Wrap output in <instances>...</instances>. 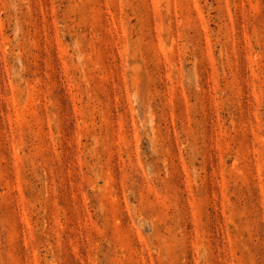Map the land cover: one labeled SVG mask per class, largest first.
<instances>
[{"label":"rangeland","instance_id":"374dc122","mask_svg":"<svg viewBox=\"0 0 264 264\" xmlns=\"http://www.w3.org/2000/svg\"><path fill=\"white\" fill-rule=\"evenodd\" d=\"M0 264H264V0H0Z\"/></svg>","mask_w":264,"mask_h":264}]
</instances>
